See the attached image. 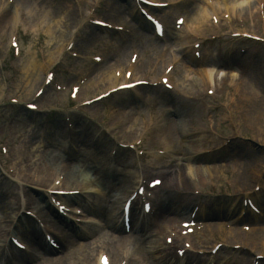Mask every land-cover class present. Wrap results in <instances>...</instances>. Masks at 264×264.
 Listing matches in <instances>:
<instances>
[{
    "label": "rangeland",
    "instance_id": "1",
    "mask_svg": "<svg viewBox=\"0 0 264 264\" xmlns=\"http://www.w3.org/2000/svg\"><path fill=\"white\" fill-rule=\"evenodd\" d=\"M23 1H27V0H15L16 4L22 3ZM33 1V2H32ZM32 1H27L30 3H33L34 7H36L38 10H46L49 13L48 19H47V27H51V29H55L59 31L60 27L62 26L63 28H61V30H68V33H72V34H68L65 38V40L70 41L69 39H71L72 36H74L73 38H77L78 36L84 35L85 36V32L89 31V28H85L81 31L76 32V30H79L77 25L79 24V18H80V14L81 12H86V10H88L92 4H93V0H32ZM117 2V0H115ZM131 2V0H122L119 2L120 5V10L116 9L115 6H113L111 3V0H106V2L102 3L101 6L97 9L96 14L98 16H100L103 19L106 20H111V21H123L128 19V13H126L127 11L124 10V5L127 2ZM162 1H166V0H162ZM169 1V0H168ZM190 0H187L186 2H188ZM259 1V0H257ZM185 2V3H186ZM118 3V2H117ZM23 5V4H22ZM255 8V6H254ZM257 11V9L255 10ZM180 12V11H179ZM172 11H168L166 13V17H169V15H171ZM164 16V15H163ZM73 17V18H72ZM247 21L244 24H239V23H234L232 29L230 28H225L226 31H230V32H235V31H247L250 33H257L260 34L262 36H264V25H261L257 23V21L255 20L253 14L246 16L245 18ZM26 21L25 23L28 24ZM72 22V24H71ZM30 24V22H29ZM66 25V27H65ZM210 25V21L207 22L206 27L208 28V30L204 31L207 34H209L211 31H214L216 29L212 28L209 26ZM45 26V24H44ZM99 36L97 39H101L99 41L98 44L101 43V41L103 39H105L106 34H101L98 33ZM9 38H10V33L6 32L3 33L2 31H0V103H1V97L3 92L7 89V93L9 95L13 94V95H18L21 98L24 99H28L31 95H33L34 91L39 87V85L42 83V80L44 78V67L39 63V58L37 55V50L41 49L45 51V54H47V57L51 58V54L50 52H52L51 50V46L49 45V41H48V37L46 35H44V33H39L38 35H29L26 39L22 40V45H23V55L22 58L18 61V71L17 72H12L9 67L7 66V64L5 63V60L10 59V53H9ZM72 40V39H71ZM116 37H113L112 42L116 43ZM241 40H237V39H231L230 37H225V38H221L218 41H215L214 43V47L216 48V50H218V54H221V56L219 57L217 62L219 66L224 67V63L226 62H231L232 64H234V66L236 65V68L239 69V79H241V84L239 87L237 86V84H234L237 88L235 89H227L225 90V92L219 94V96L217 97H213V98H207V100L205 99V91H204V87L201 84L202 80L198 79L195 84H193L194 81L192 80H185L182 79L183 77H181V75L176 76L177 75V71L173 72V75L175 74L176 77H179V79L176 81L175 78L172 81H176V84L178 83V86L175 87V92H166V91H162L161 93L158 92V99L161 101V105L160 107H153L152 102L150 101L149 103H138L136 101H134V104L131 105V108L129 110L126 111H130L133 114L134 119L137 121V126H136V132L137 134L132 138V139H127V137L125 138H121L120 137V133L122 132L121 129H119V133H116L117 136L119 137V139L125 143H132L134 142V140L137 139V136L139 134L140 128L142 126V124H146V122L149 119H157L158 121L162 122L164 119L166 120H177L180 116L185 118V126L186 129L189 131L190 134L194 133L192 138L187 139L184 135L181 134V129L180 127L177 128L178 131H180L179 136L181 137L179 140H176L173 143H170L169 145L171 146L172 149V153L170 156L176 157V156H184V154H188L189 150V157H193L195 153L201 152L202 149H206V148H212V147H220L221 139H218L216 137H214L213 135H211L207 129V123L208 122H212V124L215 126V128L221 132V134H224L226 137L231 136L232 132H233V119L236 115V110L238 108H243L244 110L246 109L245 107L241 106V105H245L247 102L250 104L251 103V107L253 106L254 100L257 101L258 104H260L262 101H264V97L259 99V96H263L262 93L264 92V90H262L264 88V46L262 45V47L258 44H253L252 42H240ZM209 41H206L204 43V47H206L208 45ZM64 44V43H63ZM96 42L93 43L89 42L88 44L84 45H78L76 46V51L78 52H83L88 50L89 47L95 45ZM97 44V45H98ZM132 44L134 45H138L140 48V51L142 52V65L138 64V66L136 67V75L138 78L142 77V76H146L149 75L152 78H155L159 75V73L162 71V69L164 67H166L167 62L165 65H163V63L161 62L160 59V55L162 49H158L155 50L153 48L150 47H158L159 45L156 44L153 40H147V41H143L141 42V40H137L135 39L134 41H132ZM56 45V43H55ZM66 45V43L64 44ZM96 45V46H97ZM95 46V47H96ZM131 44L127 47H125V49H123L122 51H120V56H118L117 58L115 57H111L110 59L113 61H118L116 59H125L126 56L129 54V49H130ZM56 47V46H55ZM54 47V48H55ZM53 48V49H54ZM178 54L180 57H182L181 59V63L177 66L179 70L181 71L180 74H182V76L188 77V78H193V77H197V73L199 71L202 72L201 75L204 74V71L207 68L206 63H201L200 65H190L192 62L186 63L189 59L191 60V57L189 55H186V52L183 51L182 48H178ZM232 50H236V54L234 55H229L232 53ZM239 51H244L245 53H240ZM224 52V53H223ZM226 52V53H225ZM228 52V53H227ZM56 55V53H55ZM32 59L35 62V68L33 71L28 70V63L29 60ZM192 61V60H191ZM152 64V66H149L148 63ZM154 62V63H152ZM149 66V67H148ZM189 66V67H188ZM190 68V71L185 72L186 68ZM43 68V69H42ZM194 68H198L199 71L197 69ZM235 68V67H234ZM158 70L156 73H152L153 71ZM232 69H228L227 71H231ZM29 71H31L32 73H39L38 75L35 76H30L29 75ZM99 69H97L96 71V77L94 78V80L97 79L98 74L100 73ZM14 73L15 76H14ZM16 77V81L13 80V78ZM197 79V78H196ZM10 81H14L16 82V89L13 90L10 88L9 86V82ZM246 81L251 82L253 87L251 88L252 93L250 92V90L248 89L246 85ZM174 83V82H173ZM192 83V84H191ZM190 85L194 88V90L188 91V88L190 87ZM100 85L97 84V82H94L90 85V89L85 91L83 89V92H86V97L88 99H92L94 97H96L97 95H99L100 93H102L103 91H105L104 87H99ZM183 87V89H181ZM263 87V88H262ZM228 91V92H226ZM235 92H238V98L236 99L237 104H239V106H237L236 108V104L233 108L228 107L229 105V99L232 96H235ZM258 93V94H257ZM182 95V96H181ZM259 95V96H256ZM94 96V97H93ZM46 102H49V104H52L54 109H56V113L55 114H51V116H49V119L51 120L54 119L55 122L58 123H62L64 124V120H63V114L62 111L60 110L61 107L59 105V102L57 100V98H55L51 92H48L46 95ZM128 97H130L128 95ZM179 99V103L178 106L175 104H171L168 102V100L171 99H175V98ZM257 97V98H256ZM61 99V98H60ZM132 99V98H131ZM168 99V100H167ZM251 99H254L253 101ZM113 105L114 101L113 99H108L107 101H103L101 103H99L100 105L97 106V109L95 111L96 116L95 117H89L88 115H80L77 117L76 120H78V122L80 124L85 123V119L87 120V123L84 124L88 126L89 129H91V135L92 136V141L91 142H82V152L79 154L80 156L78 158L83 159V157H87L88 159H90L92 161V165L91 166H95L97 164V161H95L91 156H95L94 154V147H97L98 145H103L105 143L103 142H109L110 145H107V152H103L102 155L99 156V158H97L98 162L102 161L105 163V158H107V156L109 155L110 152V146H111V140L109 138H105V136H103L102 134H104V131L106 130V122L110 121V120H115L116 118L113 115V111L112 109L108 106V104ZM116 105H119L117 102H115ZM203 104L205 105V107L203 106ZM173 107V108H169V106ZM167 106V107H165ZM161 107H164L163 110H160ZM264 108V105H263ZM168 109L173 110V111H168ZM264 110V109H263ZM244 119H242V122L240 121V119H237L238 122H240L241 126H242V134H241V138H239V140L236 141V143H238V145L240 146L239 149L233 153V155H229L230 156V163L228 168L226 169V173H223L222 171V175H219V172H216V176L218 178H221V181H223V177L224 176H228L230 179H236V183L241 186V188L243 190L246 189V186H251L254 185V182L257 180V175H253V179L252 181H250V178H246L245 175L242 176V174L245 172L246 170V165L248 163V161L244 160L243 158L239 157V152L242 151H247L248 147L252 146L254 144V146H252V149H254L256 151V156H261V158H263L262 160H260V164L262 163V166H260L259 164V168L261 167V169L264 167V143H263V139H264V124H263V118L257 115V118L251 114L250 111H248V115H247V109H246V113H244ZM242 116V117H243ZM121 116H118L117 122L119 123V118ZM168 117V118H167ZM97 118V119H96ZM16 119H18L19 121H15ZM42 120L39 118V116H34L31 114L26 113L23 109H19V108H15L13 106L10 105H6V106H2L0 107V137L4 136V135H8L10 137H12L10 140L12 143H16L18 142L19 144L22 143V141H27V144L32 146V152H31V156H30V160H28V164H25V168L21 167V169H23L22 171H25L28 174L31 175H36V176H40L41 180L46 182V180H50L51 179V175H49L48 177H44L43 174L46 173V171L41 172L40 168H41V163H43L44 158V150L46 149V146L48 147V143L51 142V138L49 137L51 134L46 135V130L41 131L40 127L39 128H35L33 126H31L29 123H27L29 120ZM95 119V120H93ZM244 122L246 123H243ZM1 121H4L5 123V127L2 128V126H4V123H2ZM14 121V124L11 122ZM16 122V123H15ZM21 122H24L23 124H21ZM27 123V124H26ZM42 123V122H41ZM40 123V124H41ZM8 124V125H7ZM26 124V126H25ZM19 125V126H18ZM86 127V126H85ZM94 128V129H93ZM5 129V130H4ZM194 131V132H193ZM65 132V131H64ZM36 133H40L42 134V138L40 140V143H35L34 141L32 143L29 142V139H27V135L28 134H36ZM54 133H57L56 131ZM65 134V133H64ZM12 135V136H11ZM56 135V134H55ZM204 136V141H203V137ZM14 137V138H13ZM157 137V136H156ZM155 136H151L150 140L148 141V147L150 148H164V143L155 140L156 139ZM213 137V138H212ZM195 139H201L202 140V145L200 146V144H192V141H194ZM207 140V141H206ZM10 144V143H9ZM81 145V144H80ZM10 146L13 147L12 144H10ZM22 146V145H20ZM20 146H18V148H13L14 150V156L11 160L9 161H5V160H1L0 159V173H4L6 176H8L9 178H5V180L3 182L2 178L0 177V228H4V230L7 231V226L8 224L4 223L3 221H10L11 217L13 216V210L11 209H7L4 212L2 211V207L3 206H7L9 204V201H11L9 196H5V192H7V190L10 191H14V189L16 190V194L19 197V192L22 191V189L17 188L15 185H13L12 181H20L19 180V175L20 178L23 179L22 174H17V171L15 172V174H10L8 172V169L10 167H13L15 164V157L16 155L20 154ZM29 147V146H28ZM62 147V146H60ZM263 148V149H262ZM71 151V150H70ZM233 152V151H232ZM250 152V151H248ZM73 153V152H71ZM218 152H216L214 155L216 156ZM61 154V155H60ZM57 154V156H62L65 159L67 158L68 153L64 151L63 147H62V153ZM82 156V157H81ZM134 156V154L132 155ZM214 156V157H215ZM213 155L210 157H204L207 159H201L200 161H190V163H193L197 168H195L196 170V181H194L193 179L187 180L186 179V183H188L186 185V191L188 194L190 189L192 188H201L204 187V184L207 183V177L205 178H201L199 180V175H198V170L204 174L205 176L208 175L207 173H205V169H200L198 168V165L200 166H207L208 164H210V168L209 170L214 171L213 170V166L211 163L213 162H218L217 161H211ZM213 157V158H214ZM218 157V156H217ZM79 159V160H80ZM174 160V158H172ZM125 160H130V158L128 156L124 157V159H119L116 162V168L115 170H117L119 173L122 170H125L122 165L123 162ZM163 161V160H162ZM49 162H51L50 168L55 170L56 167V160L52 161L49 160ZM71 166L76 167L78 164V160H74L71 163ZM186 166V165H185ZM254 166V165H253ZM251 166L250 168L252 169ZM15 167V166H14ZM39 169H37V168ZM12 171L15 170V168H10ZM187 169V168H186ZM185 167L182 169L184 171H182L181 173H185L186 172ZM215 169V168H214ZM260 169V170H261ZM72 170L74 171L73 173H78L77 176H79V178H82V176L85 179L90 178V176H94L95 180H97L100 184H102L101 179L99 177L98 174L91 172L90 170H88L87 168L82 169V171H79L78 168H72ZM35 172H37L35 174ZM80 172V173H79ZM82 172V174H81ZM139 172V171H138ZM237 172V173H236ZM25 173V174H26ZM51 173H53V171H51ZM62 173V172H61ZM60 173V174H61ZM128 173V172H127ZM241 173V174H240ZM23 174V175H25ZM63 174V173H62ZM128 175V174H127ZM132 176L133 178H135L136 176H138V173H136L135 171L133 172L132 169L129 172V176ZM174 175V174H173ZM119 176V175H118ZM242 176V177H241ZM209 177L211 178V175H209ZM233 177V178H232ZM244 178V179H243ZM11 179V181H10ZM211 179H215V178H211ZM83 180V179H82ZM205 181V182H203ZM248 181V182H247ZM203 182V183H202ZM11 184V186H10ZM173 184V183H172ZM103 185V184H102ZM9 186V187H8ZM131 185H129L130 187ZM118 189L117 193L115 194H121V193H125L127 189ZM14 188V189H12ZM38 187H34V189H37ZM40 190V189H38ZM4 193V194H3ZM21 194V193H20ZM108 193L106 191V198L104 199H100L99 197H97L96 195H92V196H86V199L89 200H99L100 202H105L108 201V197H107ZM97 197V198H96ZM119 197V196H118ZM90 201V202H92ZM1 202H5L4 204L1 205ZM104 204V203H102ZM10 205V204H9ZM90 205V204H89ZM87 208V207H85ZM120 214V204L118 205V211ZM116 214V213H115ZM185 214V213H182ZM104 214L101 213L100 216H103ZM186 216V215H184ZM183 216V217H184ZM8 217V218H7ZM97 217V216H96ZM162 221L168 220L167 217L166 218H161ZM8 223V222H7ZM7 225V226H6ZM96 227V226H95ZM94 228H85V227H81V230H85V232L89 233L90 235H92V237L79 242L80 245H84V244H88L89 248L87 250V257L89 259V262L87 264H96V256L97 253L99 252V248L101 247V240L102 239L101 235L105 234V230H101L99 228L94 229V231H92ZM218 232V231H217ZM217 232H210V233H206V235H210L211 237V241H208V243H206V245H204L203 243H200L197 240V244L196 247L200 248L201 246H203L204 248L211 250L212 247H214L215 245H222L223 249L221 251H225V253H221L218 257L214 256V261L218 262V264H249L252 261H255L256 258L258 256H261L264 258V238L262 237L263 235L259 236V237H252L255 239L250 240L252 245H254L253 247L255 248H249V247H241L240 249H238L237 251L232 249V246H226L229 245L225 241L223 237H225L224 235L217 233ZM238 234H236L237 236L235 237L236 240L233 241V244L236 243H240L242 241L243 238H250V234L249 233H240L239 230L236 231ZM244 235V236H243ZM238 237V238H237ZM229 238V237H228ZM3 239H5V237H3ZM68 240H70V238H68ZM65 243V242H64ZM3 244V240L0 241V245ZM100 244V245H99ZM62 252L65 253V246L64 244H62ZM137 251H142V248L140 245H136ZM64 249V251H63ZM38 252L40 253V251L35 252V256L38 255ZM37 254V255H36ZM60 253H55L54 257H50V260H45L43 261V264H54L57 263L58 261H60L61 259H63L64 257L60 254ZM68 255V254H67ZM152 257V255H151ZM122 258V256H121ZM153 258V257H152ZM164 258H171L168 254H164ZM156 260V259H155ZM155 260L153 261L154 264ZM119 260L114 261L116 264L118 263ZM260 262V264H264V259L262 260H258ZM3 261L0 260V264H2ZM174 260L172 261V263H167L165 262L164 264H173ZM152 263V262H150ZM152 263V264H153ZM4 264V262H3ZM33 264V263H30Z\"/></svg>",
    "mask_w": 264,
    "mask_h": 264
},
{
    "label": "bare ground",
    "instance_id": "2",
    "mask_svg": "<svg viewBox=\"0 0 264 264\" xmlns=\"http://www.w3.org/2000/svg\"><path fill=\"white\" fill-rule=\"evenodd\" d=\"M27 1H32V0H27ZM27 1H23L22 3H19V4L20 5L23 4L22 8H24V10L26 12V14H25L26 21L30 22V24H28L29 32H31L34 35H37L38 32H43L44 34L47 35L49 45L51 46V49H52L51 50L52 52H50L51 54H49V55H51V60H53V59L57 58V55L59 54V52L62 51V49L65 48L69 44L70 41L65 40V38L68 34H72V33L67 34L68 30H61V28H63L62 26L60 27L59 31H57L59 28L57 30H55V29H51V27H47L46 24H47V19L49 16L48 11L38 10L36 7L33 6L34 5L33 3H30ZM94 1L95 0H93V2ZM96 1H98V0H96ZM247 2H248L247 0L243 1L242 4L238 2V4H236V6H233V7L235 10H239L240 13L243 12L242 14H246L247 8H248V6H246ZM0 4H1V0H0ZM109 4H112L113 6H115L116 9L120 10V5L115 0H111V3H109ZM1 6H4L3 1H2ZM197 6H198L197 1L190 0L187 4L179 5V6H177V8H179V11L184 10V11H187L188 14H191L192 23L197 25L198 28H202L203 26L205 27V25H207V22H208L210 16L212 14L214 15L216 13V10H214L213 12H210L209 8L206 6H203V7L198 6V10H197ZM9 9L10 8L7 7L6 11L0 17V31H2L3 33L9 32L11 34L14 31V29L17 26H19L20 23H19V13L15 12V11L11 12ZM218 9H220V7H218ZM228 9L229 8L226 7L225 10H228ZM181 14H183V13H177V15H178L177 18H179L180 17L179 15H181ZM44 24H45V26H44ZM71 24H72V22H71ZM65 27H66V25H65ZM91 30H92V28H90L89 31L85 32V35L87 37L82 35L80 37V39L78 40L77 38H73L74 36H72L71 39H76V41H77L76 45L77 46L80 45L83 38H88V42L93 41V40L97 39V35H96V33H94L95 35H93ZM71 39H69V40H71ZM55 43H56V45H55ZM63 43L64 44L66 43V45H64ZM187 43H188L187 41H183V39H182L178 42V46L183 45V44H187ZM91 49H89V50H91ZM55 53H56V55H55ZM169 56H170V54H167L165 57H163L161 59V62L164 65L166 64L167 61L169 62ZM174 58H175L174 59V61H175L176 56ZM107 63L108 62H106V64ZM30 69H31V71L36 69L35 68V62L32 59H30L29 63H28V70H30ZM117 69H118V67L116 65H111V63H110L108 67L103 68V70L105 72L99 74L96 80H94V78H93V80H90V82L87 84V86L85 87L84 90L85 91L89 90L90 85L94 82H97V84L100 85L99 87H104L105 92L114 89L115 87H117L118 82H119V80L115 77V73H116ZM31 71H29L30 76H35V75L39 74V73H32ZM204 73L205 74L203 76H200L202 74V72L199 71V75H197V77H193V78H188V77L182 76V74H180V75H181V77H183L182 79H185L186 81L187 80L194 81L193 84H195V82L198 79L199 80L201 79L203 82H210V83L215 82V81H219L220 78H221V82L224 80L227 82L230 81L231 83L240 81L238 78L239 77V71L238 70L237 71L235 70V72H233L231 74H225L224 72L215 73L213 70L205 71ZM178 79H179V77H178ZM252 86H253L252 83H250V86H248L250 91H251ZM194 88L195 87L192 88V86L190 85V87L188 88V91L194 90ZM181 89H183V87ZM80 95H82V97L85 98L87 94H86V92L82 91L80 93ZM256 96H259V95H256ZM263 97H264V95L259 96L258 98L261 99ZM112 99H113L114 103L117 102L119 104L118 107H120L119 108L120 110L118 111L119 116H121L120 120H121V127H122V132L120 133V137L121 138L127 137V139H132L137 134V132H136L137 121L134 119L133 114L130 111L124 110V109L129 110L131 108V105L133 104L132 99L130 97H128V93H126V92H120V93L115 92L114 96H112ZM169 102L176 104L178 106L179 99L177 97L175 99H169ZM263 105H264V101H262L260 104H258L257 101L254 100V103H253V106L251 109H249L251 106V103L246 104L245 107L247 109H249L251 114H253L256 118H257V115L262 117L263 118L262 122L264 124V110H263L264 108H263ZM114 121H116V120H114ZM184 123H185V118L180 116L178 119L177 125L172 124L167 128L166 131H162L163 136H165V133H166V138L168 140H171V141L175 140L178 136V133H177L178 132L177 126H178L181 129L182 135H184L187 139L192 138L194 133L190 134L189 131L186 129L187 126H185ZM83 124H85V123H83ZM25 126H26V124H25ZM78 126H79L80 130H76L75 140L77 142H80V143L91 142L92 141V136H90L91 135V129H88L87 127H85L84 125H81L80 123H78ZM54 128H56V127H52L50 129V131L54 130ZM141 130H142V128H140V131ZM64 131H65V129H63V126H60V128L58 130H56V132L58 133L56 135V137H58V138L61 137L63 143H65V141L63 139ZM56 137H53V138H56ZM35 138H36V136H35ZM202 138L204 141V136ZM55 142H57L56 144H58L59 141L57 140ZM103 143H105V144H103V145L100 144L99 146L93 148L94 152H95L94 154L96 155V157L93 156V159L95 161H97V164L95 166L91 167L92 161L90 159H88L87 157H83V159H80L78 161L79 162L78 170L88 168L91 171H93L94 173L99 174L101 176L102 181L105 183V186L111 192L116 191V189H118V187H120V189H126L129 187V185H131L130 186L131 189H134V187H133L135 185V181H133L134 178H132L131 176H124V178H119V180H117L111 175V172H109V170L106 169L107 165L104 162H102V161L98 162L97 158H99V156L103 154L107 145L109 144V142H103ZM197 143L200 144V146H201L203 142L201 139H195L194 141H192V144H194V145ZM224 143H225V141H224ZM234 147H235V145L232 142H230L228 148L230 150H233ZM206 149H210V148H206ZM57 150H58V148H54L49 144L48 148L44 151V155H43L44 161H43V163H41V168H40L41 172L46 171V173L43 174L44 177H48L51 174V171L49 170V168H50L49 163L51 164V162H49V160H52V161H54V160L59 161L60 160V157L55 155V153L57 154ZM30 152H32V149ZM189 152H190V150H189ZM189 152H188V154H189ZM122 154L123 153H120V155H122ZM188 154H187V159H189ZM75 155L76 154L72 153L69 155V157L67 158L66 161L63 160L62 161L63 163L61 162L62 163V169H64L62 171L66 173L65 178L67 181H68V179L72 180L76 177V175H74L75 173L72 174V172H74V171L69 170L70 165L68 164V160H71V159L73 160L77 156V155L76 156ZM205 159H207V158H205ZM130 164H131L132 168L135 166V163H130ZM257 167H258V164L254 165L252 167V169L250 167H247L246 171L242 174V176L247 175V174L254 175L255 173L252 171L257 170ZM37 169H39V168H37ZM187 171H188L189 175H192V176L196 175V173L194 172L195 170H193L192 166L189 167L187 169ZM36 173L37 172H35V174ZM76 174H78V173H76ZM156 174H161V172H158ZM198 175H199V179L205 178V176L199 171H198ZM52 177H53V173H52ZM27 178H28L27 183L37 185V186H43V182L41 181L40 176L28 174ZM135 180H136V178H135ZM48 181H50V180H46V182H48ZM78 184L79 185L82 184V187H84V188L87 187V183H84V181L78 182ZM12 189H14V188H12ZM23 193L25 195L24 196L25 202H23V201L18 202V196H17L15 190L10 191V192H9V190H7V192H5V196L6 197L9 196L11 198L10 199L11 201H9L10 205L8 204L7 206L2 207V211L4 212L7 209H11V210L16 212V211L20 210L23 205L28 206V205H32V204H34V206H36V207H39L40 206L39 201L41 202L45 198V196L43 194H39V195L33 194L35 196L34 197L32 194H30L26 191H24ZM128 194H129V191H127V194L124 193V195H126V196H124L125 200L128 198L127 197ZM119 197H120V200L122 201L121 194H119ZM163 199L167 200L165 195H163ZM77 200L79 201V200H81V198H77ZM118 200L119 199H116L111 205L106 204L105 207H100L98 209H95V208L93 209L92 207L88 208L87 212L92 216H96L98 211H101V210L105 211V214H106L105 218H106V223H107L108 228L111 230H114L115 232L118 231L119 233H123V231L121 230L122 228L118 227L117 223H115V220L117 221V219H118L117 215H115V213L117 212V209H118V207L116 206ZM125 200H124V202H125ZM4 203L5 202H1V205ZM74 205H76V204H74ZM170 206H174V207L182 206L183 211H187L189 209L188 205H186L183 202H172V203H170ZM46 208H48L50 211H52V209H53L50 205H47ZM162 211H163L162 213L167 212L165 207H163ZM15 214L16 213H14V215ZM220 217H222V216H220ZM50 218L52 220L54 219V217L51 215H50ZM255 218H257V216ZM56 219H57V223L59 225L57 227L60 230L59 235L64 234L63 238L66 239L64 241L65 243L63 242V244L67 247L68 246L71 247L72 252H71V255H64L63 259H61L60 261H58L57 263H54V264H87L89 262V259L86 255V253H87V250L89 248V245L88 244L80 245L78 242V241H80L79 239L86 237V235L81 233L79 230H74V231L67 230L66 231V229H65L67 227L66 221H64L60 217H56ZM119 219H121V217H119ZM170 221L173 223L175 222V220H170ZM53 223L54 222L50 221V224L53 225ZM55 223H56V221H55ZM0 224H2V223H0ZM179 225H180V222H179ZM74 228L75 227H73L72 229H74ZM141 228L144 229L143 231L148 230V228H146V227L145 228L141 227ZM31 231H32V237H31L32 239H30V242H31V244H33V247L39 248L40 250H45L46 247L44 245V242L42 241L41 234H39L40 232L35 231V230L33 232V230L31 229V230H29V233L27 234L28 236L30 235ZM5 232L6 231L4 230V228H0V240L4 237ZM261 235H263V234L261 233L260 235H254L253 237H258ZM68 236L71 237L72 239L68 240ZM236 236L237 235L234 234L232 236V238H235ZM105 237H112V236L106 235ZM262 237L264 238V235ZM113 239L120 242L121 244L119 246V249H123L127 253V254L123 253L122 258L134 255V251L131 249V246H130L131 243L129 242V240H124V239L120 240L117 236L114 237ZM114 245H115L114 240L106 238V240L103 241V245L100 247V252L103 250L109 251L111 253L113 261H116L119 258L121 259V257L118 254L119 250H117ZM62 246L63 245L61 244V247ZM51 252L52 251H50V249H49V251L47 253L50 254ZM32 254H34V251H32V253L30 254L31 258L29 255V257L23 258L19 262V264L29 263V260L34 258V256ZM41 254H45V252L39 253L36 257L39 258ZM0 257L3 259H6L5 262L9 263V261H10L9 257L2 254L1 251H0ZM14 259H16V258H14ZM10 263H12V261H10ZM96 264H97V260H96ZM130 264H132V263H130Z\"/></svg>",
    "mask_w": 264,
    "mask_h": 264
}]
</instances>
